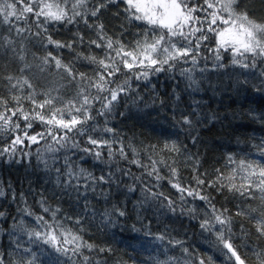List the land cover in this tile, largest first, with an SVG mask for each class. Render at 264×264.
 <instances>
[{
    "label": "trees",
    "instance_id": "1",
    "mask_svg": "<svg viewBox=\"0 0 264 264\" xmlns=\"http://www.w3.org/2000/svg\"><path fill=\"white\" fill-rule=\"evenodd\" d=\"M98 2L89 0L88 8ZM242 2L253 19L264 22V0ZM125 7L122 2L119 6L108 5L98 17L88 16L87 19L89 24L103 23L107 36L132 47L149 26L126 21ZM46 27V35H51L54 40H75L73 49L44 46L46 41L42 44L39 37L28 32L22 37L14 29L10 30L9 25L0 23V97L8 101V107L14 108L16 103L12 96H20L24 110L29 111L34 107L31 101L24 99L29 92L34 90L37 101H43L50 94L55 98L54 104L46 106L43 111L51 115L49 108L62 109L63 118L67 121L73 115H81L70 109L69 102L78 99L77 93L81 87H87L88 81L79 77L71 80L63 69L55 68L54 61L43 65L42 58L51 52L63 63L70 64L74 73L84 72L95 80L98 72L106 70L78 54L105 59L106 54L114 56L115 53L90 45L88 41L97 39L96 33L79 18L71 25L50 24ZM31 28L32 32L37 31L35 24ZM78 34L84 37L83 42L79 41ZM149 35H152L151 30ZM209 37L203 42L195 64L189 58L187 63H176L170 71L150 72L147 80L143 77L137 80L133 76L142 69L134 68L132 72L122 69L111 78L113 83L110 87L131 77L130 89L121 93L113 102L112 110L105 111L104 115L99 112L107 101H93L90 108L93 119L67 132L70 139L63 142L64 147L55 143L52 136L45 135L39 143L26 140L24 146H16V155L11 161L6 159L8 154L0 157V190L4 193L0 196V212L3 213L0 216V258L4 264H27L33 254L34 264H72L49 245L36 241L34 237L29 240V232L46 233L51 230L49 225L53 228L58 225L57 232L71 230L93 244V251L83 249L89 257V264H199L201 259L205 264H235L234 258L229 259L231 254L216 239V230L222 225L215 222L212 205L221 212L228 210L224 215L231 218L234 247L246 264H257L255 253L264 252V237L259 235L255 226V221L264 215L261 194L255 192L254 198L246 199L227 188L218 191L209 185L216 183L217 170L227 176L237 168V164L228 160L229 156L235 161L264 164V155L261 154L264 150V75H261L264 58L256 59L255 69H246L232 62L230 50L221 49V59L217 60L215 52L210 51L216 47L215 38L211 33ZM20 55L24 56L23 60ZM236 59L245 63L251 60L240 56ZM185 69H190V73L184 72ZM9 75L21 80L28 78L34 89L26 86L23 89L12 88L6 79ZM87 91L92 95H108L107 92L97 93L94 87L87 88ZM0 111H4L2 106ZM184 116L192 120L191 126L178 123ZM17 122L23 130L25 121ZM32 123L33 127L27 129L30 134L47 132L48 125L35 120ZM106 127L114 129V132L103 131ZM77 129H82L83 134H78ZM21 130L0 131V149L9 146L15 135H22ZM53 131L57 135L66 132L59 128ZM89 136L110 141L113 158L108 157L106 147L101 149L103 162L80 151L84 147H93L87 143ZM73 142L79 147H72ZM173 143L179 151L170 150ZM49 144L58 150L49 152ZM121 147L127 159L119 155ZM25 152L29 155L24 156ZM65 158L73 171L84 168L97 177L112 172L115 182L97 183L95 191L81 187L77 192L71 185L65 187L68 180ZM42 160L47 161V168ZM133 160L148 167L137 166L131 162ZM152 161H156L155 168L161 179H156V172L152 176L147 175L152 170ZM173 168L176 169L175 175ZM240 175L243 174L236 176L237 184L240 183ZM197 177L205 184H197ZM170 180L185 188L196 189L201 195H209L211 205L188 196L186 192L181 194L172 187ZM129 186L135 190L129 192ZM153 192L163 195L153 197ZM165 196L173 201L175 211L168 207ZM41 201L50 209L49 212L43 211ZM25 209L32 215L26 214ZM116 209L123 210L125 216L119 217ZM238 210L246 211L248 215H236ZM38 216H43L47 224L38 223ZM77 219L79 223H76ZM205 220L210 222L211 230L200 227ZM159 236L164 238L158 239ZM175 241L181 243L176 244ZM24 248L30 251L25 252ZM101 248L112 251L101 252ZM73 259L77 264H83L81 257Z\"/></svg>",
    "mask_w": 264,
    "mask_h": 264
},
{
    "label": "snow or ice",
    "instance_id": "2",
    "mask_svg": "<svg viewBox=\"0 0 264 264\" xmlns=\"http://www.w3.org/2000/svg\"><path fill=\"white\" fill-rule=\"evenodd\" d=\"M121 2L126 5L123 9L126 14L124 17L126 21L129 23L141 22L149 26L144 30L143 35L135 40L132 47L125 45L119 39L113 40L107 36L103 23L89 24L87 19L88 16L98 17L101 10L108 5L119 6ZM88 3L89 0H0V17H2L0 23L9 25L10 30L14 29L17 35L23 37L24 33L28 32L35 37H39L42 44L46 41V45L44 46L53 45L57 48L72 50L73 44L76 43L75 40L70 42L54 40L51 35H46L48 33L46 25H71L76 23L77 18H79L89 28H93L96 33L97 39L89 40L88 43L90 45H94L96 48H106L109 52L115 53L114 56L106 54L105 59H98L96 56H84L83 53L78 54L87 62L98 64L106 70L102 73L98 72L95 80L88 77L84 72L74 73L70 64L63 63L61 59L54 56L51 52L43 57V65H49L50 61H54L55 68L57 70L63 69L71 80L79 77L82 81H88L87 87H81L77 93L78 99L75 102H69L70 109H74L75 112L81 113V115H73L70 120L66 121L63 118L62 109L49 108L51 115L46 114L43 110L46 106L53 105L55 98L49 94L43 101H37L34 98V90L24 97V99L31 101L34 105L29 111L24 110L20 102V96H12V99L16 103V107L14 108L8 107V101L0 97V106L4 108V111H0V122H2L0 124V131L21 130V125L17 121L21 119L25 121L24 129L21 130L22 135H15L9 146L0 149V157L8 154L6 159L11 161L16 155V146H24L26 140L33 144L39 143L40 139L45 138V135L52 136L55 143L64 147L63 142L70 139L67 136V132H71L77 125L84 124L88 120L93 119L90 115L93 101H107L99 112L100 115H104L105 111L110 112L112 110L113 102L118 100L121 93H125L130 89L129 80L131 77H126L123 83H117L115 87H110L113 83L111 78L121 73L122 69H127L129 72H132L134 68L142 69L139 73H133V76L137 80L141 79V77L147 80L150 72L154 74L170 71L176 67V63H187L189 58L195 64L197 56L200 55L199 50L203 42L208 41L210 38L209 33L215 38L216 47L210 49V51L215 52L217 60L221 59V49L224 51L230 50L233 57L232 62L246 69H255L257 67L256 59L264 58V22L253 19L244 7L242 0H202V3L199 0H99L98 4L91 9L88 8ZM225 13L227 15H224ZM116 15H119V12ZM33 24H35L37 29L35 32H32L31 25ZM219 25H226V27H220ZM150 30L152 32L151 36L149 35ZM137 35L139 36L140 34L138 33ZM78 39L80 42L84 41V37L79 34ZM7 43L12 44V41L7 40ZM237 56L244 57L245 59L250 57L251 60L245 63L237 60ZM19 58L23 60L24 56L20 55ZM23 70L21 69V71ZM190 71V69L184 70V72L188 73ZM184 72L181 74L183 75ZM261 75H264V72ZM188 78L191 79V76L189 75ZM6 79L12 88L19 87L23 89L26 86L28 89H34L33 84L26 77L21 80L9 75ZM13 80H15V83H12ZM91 87H94L97 93L107 92L108 95H92L87 91V88ZM13 117H16V120H13ZM34 120L48 125L47 132L30 134L27 129L33 127L32 121ZM181 122L184 125H192V120L187 116L182 117V120L178 121V123ZM54 128L66 130V132L62 135H57L53 131ZM103 131L112 133L114 129L106 127ZM77 132L78 134H83L82 129H77ZM87 143L93 147H84L80 151L92 155L98 162H103L104 153L101 149L105 147L108 149V157L110 159L113 158L114 152L110 141L89 136ZM72 147H79V145L73 142ZM165 147H169V145L165 144ZM47 150L54 152L58 149L52 148L49 144ZM170 150L179 151V148L173 143ZM261 154L264 155V150H262ZM28 155V153H24V156ZM119 155L127 159V154L122 147L119 149ZM149 159L151 160V157ZM228 160L237 164V168L232 169L227 176L217 170L219 173L217 181L214 184H210L209 187H216L218 191L227 188L229 192H234L246 199L254 198L255 192H259L261 194L260 199L264 200V164L246 160L235 161L231 156L228 157ZM16 162L19 163L20 161L17 160ZM41 162L45 164L46 168L48 167L47 161L42 160ZM131 162L140 167H148L141 164L138 160ZM65 164L67 165L66 175L68 177L65 187L71 185L77 192H79L81 187L86 190L95 191L94 186L97 183L107 184L115 182L112 180V172H109L107 176L100 175L97 177L91 172H86L84 168H80L79 171H73L72 165L68 163L67 158H65ZM155 164L156 161H152V170L148 171L147 175L152 176L156 172V179H161L155 168ZM56 172L59 173L60 169L57 168ZM172 173L175 175L176 169L173 168ZM240 173L243 175H240V183L237 184L235 183L236 176ZM129 174L125 173V175ZM81 180L84 181L83 184L80 183ZM74 181L75 183H73ZM89 181L91 183H88ZM196 181L199 185L205 184V181L199 177L196 178ZM57 183H60L59 176L57 177ZM169 183L181 194L186 192L188 196L199 198L211 205V197L209 195H201L198 190L185 188L172 180ZM134 190L133 186L128 187L129 192ZM146 190L151 191L147 188ZM2 195L4 193L0 190V196ZM151 195L156 197L157 195H163V193L157 194L153 192ZM164 199L168 200V197L165 196ZM172 204L173 201L168 200V207L172 211H175ZM41 206L44 212H49L50 209L43 205V201H41ZM212 209L215 222L222 225L215 233L217 241L224 249H227V253L231 254L229 259L234 258L235 264H246L245 259L238 254L237 249L232 243L231 218L224 215L228 210L218 211L214 205H212ZM25 212L28 215H32L27 209H25ZM116 213L119 217L125 216L123 210L116 209ZM236 215L246 216L248 213L238 210ZM0 216H3L2 212H0ZM53 218L55 219V213H53ZM36 219L38 223L43 222L47 224L43 216H38ZM79 222V219H77L76 223ZM209 223L208 220H205L201 223L200 227L205 230H211ZM112 224L114 226L115 222L113 221ZM255 226L259 235L264 237V215L255 221ZM58 227L57 225L56 228ZM49 228L51 230L43 234L35 230L29 232V240H32L34 237L36 241L49 245L55 252L71 260L72 264H77V261L73 257H81L83 264H89V257L84 254L83 249L86 248L88 251H93L95 248L93 244L84 241L80 235L73 233L71 230L57 232L56 228H53L52 225H49ZM157 238L162 240L164 237L159 236ZM175 243L180 244L181 242L175 241ZM17 247L20 246L17 245ZM24 251L29 252L30 249L24 248ZM99 251L111 252L112 250L101 248ZM184 252L187 253L188 249L185 248ZM255 254L257 264H264V252H256ZM34 259L35 255L33 254V258L29 259L27 264H34ZM208 260L211 261V257ZM0 264H4L2 258H0ZM199 264H205V260L201 259Z\"/></svg>",
    "mask_w": 264,
    "mask_h": 264
}]
</instances>
